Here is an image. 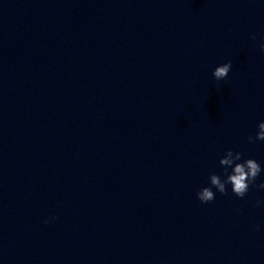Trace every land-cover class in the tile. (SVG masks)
<instances>
[{"label": "clouds", "instance_id": "1", "mask_svg": "<svg viewBox=\"0 0 264 264\" xmlns=\"http://www.w3.org/2000/svg\"><path fill=\"white\" fill-rule=\"evenodd\" d=\"M251 39L253 41L256 39L254 34L251 36ZM259 47L260 51L264 52V40H262ZM231 69L232 62L228 61L216 66L212 71V76L217 82L226 80ZM257 128L258 130L255 136H249L247 138L248 143H255L257 140L264 141V121L259 122ZM219 164L224 169V178L222 179L221 175L216 173L210 174L209 186L201 188L196 193L197 199L202 204H208L214 201L217 192L221 195L227 194L228 185H231L232 193L241 199L246 196L250 186L264 189V182L260 183L259 185L255 184L256 178L261 174L262 171H264V169L261 168L260 163L255 159H245L243 153L228 149L220 158ZM229 169H231L230 172ZM213 189L216 191L214 192ZM55 219L56 217L53 216L45 219L43 222L48 224Z\"/></svg>", "mask_w": 264, "mask_h": 264}]
</instances>
